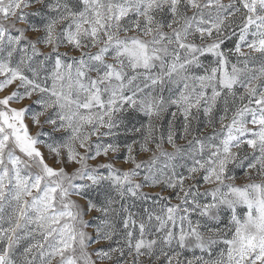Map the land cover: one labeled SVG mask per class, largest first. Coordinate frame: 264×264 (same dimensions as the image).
I'll return each mask as SVG.
<instances>
[{
    "label": "snow or ice",
    "instance_id": "6c2138e0",
    "mask_svg": "<svg viewBox=\"0 0 264 264\" xmlns=\"http://www.w3.org/2000/svg\"><path fill=\"white\" fill-rule=\"evenodd\" d=\"M0 264H264V0H0Z\"/></svg>",
    "mask_w": 264,
    "mask_h": 264
}]
</instances>
